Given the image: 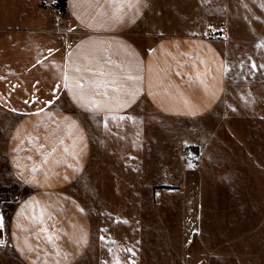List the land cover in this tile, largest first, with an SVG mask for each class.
<instances>
[{
  "label": "rangeland",
  "instance_id": "rangeland-1",
  "mask_svg": "<svg viewBox=\"0 0 264 264\" xmlns=\"http://www.w3.org/2000/svg\"><path fill=\"white\" fill-rule=\"evenodd\" d=\"M50 3L0 0V37L39 26ZM147 28L215 41L225 97L197 119L164 117L146 100L122 116H79L93 154L71 189L91 224L76 264H264V0H151ZM1 112L4 176L12 119ZM18 188L0 186V264H22L1 241Z\"/></svg>",
  "mask_w": 264,
  "mask_h": 264
},
{
  "label": "crops",
  "instance_id": "crops-1",
  "mask_svg": "<svg viewBox=\"0 0 264 264\" xmlns=\"http://www.w3.org/2000/svg\"><path fill=\"white\" fill-rule=\"evenodd\" d=\"M55 2L39 26L0 37V111L12 119L0 186L25 191L4 213L1 241L22 264H76L89 248V216L71 193L93 154L80 115L122 116L146 100L164 117L197 119L227 87L215 41L143 36L151 0H66L65 16Z\"/></svg>",
  "mask_w": 264,
  "mask_h": 264
},
{
  "label": "trees",
  "instance_id": "trees-1",
  "mask_svg": "<svg viewBox=\"0 0 264 264\" xmlns=\"http://www.w3.org/2000/svg\"><path fill=\"white\" fill-rule=\"evenodd\" d=\"M54 10L58 15L65 16L67 14L66 0H56Z\"/></svg>",
  "mask_w": 264,
  "mask_h": 264
},
{
  "label": "built area",
  "instance_id": "built-area-1",
  "mask_svg": "<svg viewBox=\"0 0 264 264\" xmlns=\"http://www.w3.org/2000/svg\"><path fill=\"white\" fill-rule=\"evenodd\" d=\"M3 209H4V203L0 201V211H2Z\"/></svg>",
  "mask_w": 264,
  "mask_h": 264
}]
</instances>
